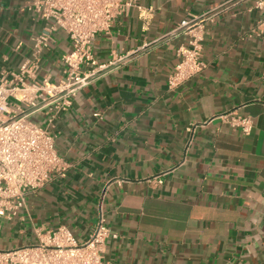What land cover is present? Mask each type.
I'll list each match as a JSON object with an SVG mask.
<instances>
[{
	"label": "crops",
	"instance_id": "crops-1",
	"mask_svg": "<svg viewBox=\"0 0 264 264\" xmlns=\"http://www.w3.org/2000/svg\"><path fill=\"white\" fill-rule=\"evenodd\" d=\"M28 2L0 0V73L11 79L31 61L29 82H57L72 42L58 30L37 55L46 21ZM216 8L202 43L206 68L170 88L177 49L188 40L173 30ZM260 19L252 0H136L93 41L99 63L125 58L56 120L66 176L31 193L13 219L3 217L0 249L35 242L37 229L60 224L85 241L102 212L112 232L108 264H264ZM230 111L253 119L251 134L221 121ZM34 120L45 122L41 114Z\"/></svg>",
	"mask_w": 264,
	"mask_h": 264
},
{
	"label": "built area",
	"instance_id": "built-area-1",
	"mask_svg": "<svg viewBox=\"0 0 264 264\" xmlns=\"http://www.w3.org/2000/svg\"><path fill=\"white\" fill-rule=\"evenodd\" d=\"M252 1L253 8L260 12V26L264 27V0ZM135 5L136 0H29L28 10L46 21L35 37L36 54L58 30L68 34L72 50L62 56L63 75L57 82L47 78L41 83L29 82L37 67L31 61H26L11 79L0 73V219H13L26 207L31 193L66 176L70 164L56 147V120L70 109L81 89L125 58L99 63L93 41L99 33L110 32L113 23ZM218 12L220 8L190 16L173 30L186 34L188 40L177 49L179 61L169 76L170 88L179 87L206 68L201 59L202 43L207 23ZM37 114L43 115L45 122L35 121ZM220 119L243 135L254 129L253 119L236 111L221 114ZM35 234V242L0 249V264H108L106 243L112 232L102 212L85 241H79L66 224L37 229Z\"/></svg>",
	"mask_w": 264,
	"mask_h": 264
},
{
	"label": "rangeland",
	"instance_id": "rangeland-1",
	"mask_svg": "<svg viewBox=\"0 0 264 264\" xmlns=\"http://www.w3.org/2000/svg\"><path fill=\"white\" fill-rule=\"evenodd\" d=\"M2 220H3V218L0 219V222H2ZM19 247H21V246H19ZM15 248H16V247H15Z\"/></svg>",
	"mask_w": 264,
	"mask_h": 264
}]
</instances>
